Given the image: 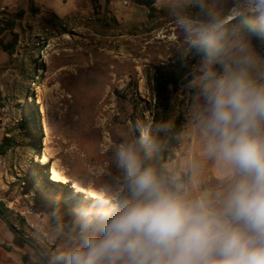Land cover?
<instances>
[{"label":"rangeland","instance_id":"obj_1","mask_svg":"<svg viewBox=\"0 0 264 264\" xmlns=\"http://www.w3.org/2000/svg\"><path fill=\"white\" fill-rule=\"evenodd\" d=\"M151 8L132 0H0V25L14 21L0 35V146L7 148L0 202L15 228L53 253L66 244L77 202L91 203L85 197L112 182L114 148L137 121L169 125L158 135L159 157L177 121L179 144L165 168L197 161L202 186L218 184L189 120L194 95L186 85L154 89V68L181 60L183 36L168 7ZM189 61L192 70L198 58ZM53 173L61 181L50 180ZM0 220L19 260L47 264Z\"/></svg>","mask_w":264,"mask_h":264},{"label":"clouds","instance_id":"obj_2","mask_svg":"<svg viewBox=\"0 0 264 264\" xmlns=\"http://www.w3.org/2000/svg\"><path fill=\"white\" fill-rule=\"evenodd\" d=\"M223 3L168 5L180 59L198 58L188 116L218 184L202 186L197 161L152 163L169 125L137 121L114 148L112 182L77 204L48 264H264V59L252 45H264V0Z\"/></svg>","mask_w":264,"mask_h":264},{"label":"trees","instance_id":"obj_3","mask_svg":"<svg viewBox=\"0 0 264 264\" xmlns=\"http://www.w3.org/2000/svg\"><path fill=\"white\" fill-rule=\"evenodd\" d=\"M92 5L95 6L96 0H90ZM106 2H109L110 0H105ZM134 3L139 4V5H144L149 8L153 5L154 1L153 0H132ZM152 9V8H151ZM23 12L20 11L19 15H21ZM239 20H235L232 22V24L229 25V28H232L234 25H240ZM14 25L13 20H8L3 22L0 25V35L6 31L12 29ZM252 45L255 49V51L264 59V45H261V43L256 40L252 39ZM189 57L186 60H176V61H169L167 63L159 64L154 68L153 75H152V81L154 85V89L156 92H158L161 89H164L167 86H179V85H186L187 80L193 75V71L191 70V65H190ZM180 125L176 121L174 122L172 126V131L171 135L168 137V142H167V150L164 151L161 155L151 156V162L156 164L157 166H162L165 168L164 164L173 158V149L178 146L179 144V135H180ZM7 151V148L3 145L0 146V153L5 154ZM49 183V182H48ZM62 205L65 207H73L74 202L70 199H65L63 200ZM88 204V202L84 201L82 202H77V204ZM76 206L74 207V209ZM0 211H2L5 216L9 218V211L5 207L4 203L0 202ZM12 226L15 227V224L11 223ZM8 226V225H7ZM9 230L12 232V229L10 226H8ZM22 233L24 231L22 229H18ZM25 234V233H24ZM36 241V240H35ZM26 245H28L30 248L33 249V251L37 254V256L44 262V258L39 254L38 251L35 250L33 246L28 244L27 242L23 241ZM41 246L42 250L46 253V255L50 258L51 254L53 253L46 247H44L41 243H39Z\"/></svg>","mask_w":264,"mask_h":264},{"label":"crops","instance_id":"obj_4","mask_svg":"<svg viewBox=\"0 0 264 264\" xmlns=\"http://www.w3.org/2000/svg\"><path fill=\"white\" fill-rule=\"evenodd\" d=\"M153 7L155 9H163L164 7H168L171 0H153ZM223 0H221L222 3ZM38 3V2H37ZM224 7H228L226 3H222ZM257 53V52H256ZM257 55L261 57L258 53ZM262 59V57H261ZM194 134L196 133L195 128H193ZM10 239V233L8 230H4L2 221L0 220V264H11L14 260H18L20 257L9 247L12 246L13 242H8Z\"/></svg>","mask_w":264,"mask_h":264},{"label":"water","instance_id":"obj_5","mask_svg":"<svg viewBox=\"0 0 264 264\" xmlns=\"http://www.w3.org/2000/svg\"><path fill=\"white\" fill-rule=\"evenodd\" d=\"M0 217L2 218V220L8 225L11 227L12 231L14 232V234L26 241L28 244H30L31 246H33L38 252L39 254L44 258V260L47 262L48 264V261H49V257L46 255V253L44 252V250H42L41 246L38 244V242H36L33 238L25 235L24 233H22L21 231H19L17 228H15L14 226L11 225V222L8 220V218L5 216V214L0 211Z\"/></svg>","mask_w":264,"mask_h":264},{"label":"bare ground","instance_id":"obj_6","mask_svg":"<svg viewBox=\"0 0 264 264\" xmlns=\"http://www.w3.org/2000/svg\"><path fill=\"white\" fill-rule=\"evenodd\" d=\"M50 180L55 181V182H59V181H61L60 177H59L58 175H56L55 173H53V174L50 176Z\"/></svg>","mask_w":264,"mask_h":264},{"label":"built area","instance_id":"obj_7","mask_svg":"<svg viewBox=\"0 0 264 264\" xmlns=\"http://www.w3.org/2000/svg\"><path fill=\"white\" fill-rule=\"evenodd\" d=\"M191 135L190 134H188V137H190ZM11 264H28V263H25V262H23V261H21V260H14Z\"/></svg>","mask_w":264,"mask_h":264}]
</instances>
